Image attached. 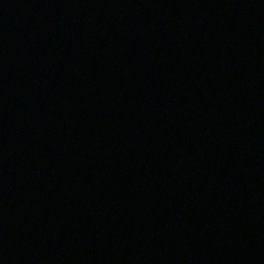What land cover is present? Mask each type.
<instances>
[{
  "label": "water",
  "instance_id": "water-1",
  "mask_svg": "<svg viewBox=\"0 0 264 264\" xmlns=\"http://www.w3.org/2000/svg\"><path fill=\"white\" fill-rule=\"evenodd\" d=\"M0 264H264V0H0Z\"/></svg>",
  "mask_w": 264,
  "mask_h": 264
}]
</instances>
